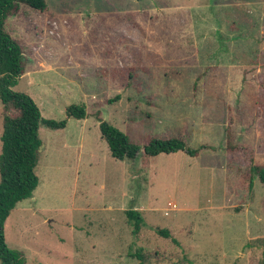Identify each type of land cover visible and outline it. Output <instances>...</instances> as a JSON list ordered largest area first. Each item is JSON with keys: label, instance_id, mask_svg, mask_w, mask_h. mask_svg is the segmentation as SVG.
Wrapping results in <instances>:
<instances>
[{"label": "rangeland", "instance_id": "rangeland-1", "mask_svg": "<svg viewBox=\"0 0 264 264\" xmlns=\"http://www.w3.org/2000/svg\"><path fill=\"white\" fill-rule=\"evenodd\" d=\"M46 6H23L4 22L23 53L12 90L29 95L43 119L63 120L65 107L79 103L87 117L39 128V184L6 219L8 249L24 264H139L138 253L144 264H249L260 250L248 244L264 238V187L254 180L242 202V168L226 162L224 148L226 130L235 142L264 143L253 115L264 75V0ZM97 115L139 147L177 137L206 150L162 154L144 167L140 157L118 161ZM256 162L264 164V153ZM130 209L144 219L138 234Z\"/></svg>", "mask_w": 264, "mask_h": 264}, {"label": "trees", "instance_id": "trees-1", "mask_svg": "<svg viewBox=\"0 0 264 264\" xmlns=\"http://www.w3.org/2000/svg\"><path fill=\"white\" fill-rule=\"evenodd\" d=\"M41 12L46 10V0H0V103L2 109V131L0 136V264H24L21 254L8 249L4 225L6 219L16 205L32 195L39 184L35 168L38 161V151L42 146L38 136L41 126L50 130L64 129L68 120H82L87 117L85 105L71 104L64 109L63 120L43 119L40 109L32 98L21 92H15L12 87L24 74L23 53L19 42L13 39L4 29V22L10 16H16L21 7ZM126 69V79L134 78V70ZM257 93L253 115L259 127L264 132V75H258ZM128 84V83H127ZM117 98V97H116ZM101 139H103L110 156L118 161H134L141 158L143 167L159 155L183 152L190 157H198L205 146L199 149L191 148L177 137L152 138L146 145L139 147L131 143L117 128L96 116ZM262 143V142H261ZM264 153V143L246 145L235 142L233 135L226 130L224 148L225 160L242 168L240 183L244 190L241 199L252 193L254 180L264 187V164L256 162V155ZM238 210V209H236ZM126 219L132 227L133 234H138L144 226V219L137 210H127ZM156 234L179 243L169 230H155ZM248 248L260 250V254L249 257V264H264V238H259ZM258 255V256H256ZM139 264H144L142 255L136 254Z\"/></svg>", "mask_w": 264, "mask_h": 264}, {"label": "built area", "instance_id": "built-area-1", "mask_svg": "<svg viewBox=\"0 0 264 264\" xmlns=\"http://www.w3.org/2000/svg\"><path fill=\"white\" fill-rule=\"evenodd\" d=\"M168 206H169L171 209H175V208H176L175 205H171V204H169V203H168ZM165 214H167V213H165Z\"/></svg>", "mask_w": 264, "mask_h": 264}, {"label": "crops", "instance_id": "crops-1", "mask_svg": "<svg viewBox=\"0 0 264 264\" xmlns=\"http://www.w3.org/2000/svg\"><path fill=\"white\" fill-rule=\"evenodd\" d=\"M69 121V120H68Z\"/></svg>", "mask_w": 264, "mask_h": 264}]
</instances>
